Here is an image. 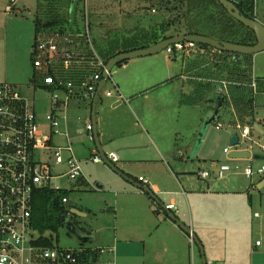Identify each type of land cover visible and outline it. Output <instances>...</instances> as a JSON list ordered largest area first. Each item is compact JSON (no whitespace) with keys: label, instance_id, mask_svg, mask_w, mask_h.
Returning <instances> with one entry per match:
<instances>
[{"label":"rangeland","instance_id":"obj_1","mask_svg":"<svg viewBox=\"0 0 264 264\" xmlns=\"http://www.w3.org/2000/svg\"><path fill=\"white\" fill-rule=\"evenodd\" d=\"M22 1L17 0V7H23ZM25 1H29L32 4V9L29 12L21 9L20 15L9 13L2 5V8L0 7L2 9V11L0 10V79H2L0 82L7 81L8 84L19 86V90L34 102L35 110L40 116L50 111V98L44 93L35 91L31 85L33 78L36 76L33 68V52L36 45L34 20L36 15H41L45 12H55V9L59 8L62 18L67 19L69 1H73L75 15L71 16L73 18L69 21V29L82 33L85 30L87 21L90 24L91 36L96 45L95 48L99 55L103 57L107 51L114 47L124 48V43L126 42H130L129 45H131V41L134 38L137 41L139 39L143 41L147 36L145 31L149 27H152L154 18L156 19L158 16L160 18L162 14L156 12V10H151L152 5H161V1L159 0ZM2 2L1 0L0 3ZM15 2V0H7L6 4L9 7H13L12 4ZM171 7H174V3L171 4ZM210 10L214 13H222L219 9L216 10L215 6H212ZM183 11H186V9ZM3 13L6 15L1 16ZM235 27L240 29L237 25ZM176 56V59L173 61V57L164 51L152 57H146L147 59L158 58L157 66L159 68L164 67L166 69V63L174 64V79L170 83L169 89L175 88L174 101L176 103L181 98V92L178 93V91L184 90V92H187L188 89V84L180 79V75L185 73L184 64L185 61L188 62L189 60L191 65L197 69L195 74L193 72V75L196 77L193 75L189 77L193 76L191 78L196 84L207 88L204 90L208 92L209 96L210 84L214 81L212 77L215 76V79L218 78L217 80L224 79L223 82H226L227 87L237 86V88H241V91L252 90L254 98L253 107L255 108H253L252 113L251 111H246L245 115L239 117L238 109L236 110L234 101L231 100L232 105L230 109L227 111L225 109L221 112V120L208 128L205 137L206 142L204 140L205 144L203 142L202 148L199 151L201 155L200 160L196 159V157L193 161H190L195 164V167L193 169L192 166L191 172L186 173L185 177L198 182L200 178L196 173L200 170L216 173L222 163L239 165L241 168L252 166L254 170L262 167L264 160H238V162H229V157L224 153V148H230V137L237 136L240 138V145L236 146V149L250 150L253 155L264 156L261 151V147L264 146V136L259 135L256 131H252L251 136L244 139L241 138V131L237 128V125L251 126L252 124H259L264 131V121L260 122L264 117V85L258 86L255 92L251 87L253 80L264 78V52L252 57L253 66L252 75H249L250 79L248 78V72L245 70L246 66L244 67L241 62H238L239 73L234 70L235 65H231L233 60H235L233 57L232 59L231 57L228 58V61H218L214 55L194 56L192 59L184 58L186 55L182 53H178ZM141 59H134L132 62ZM208 70L213 72L209 73ZM123 74L124 71L119 66H116L111 72L113 79L116 81ZM110 88L108 85L106 90ZM153 91L150 92L152 100H157L155 103H161L163 97H157L161 91L152 93ZM202 99L198 100V106L195 107L188 105H184V107L176 105L175 107L174 119L177 125V132L171 137L169 143L172 145V156L179 162L186 161L190 157H185L184 155L186 152H190L189 148L191 146L196 145L202 131V115L209 105H211ZM79 102H81L79 108L81 116L83 118L92 116L93 112L89 106L91 100L77 101L75 99L69 103V107L61 115L66 116V118L69 117L71 109L79 106ZM79 114L76 115L74 128L71 127L70 130H67L68 132L64 129V121L62 120L60 133L63 135L55 136L53 141L54 146L62 147H67L69 142L71 143L74 156L80 161L83 175L73 181L69 180L68 177H62L54 180L53 184L68 192L70 200L68 205H66L68 209L70 207L80 208L82 206L89 208V218H77L75 221L79 232H92L94 235H98V237L110 238L113 236L114 227L117 224L114 212L115 200L121 197L120 195L123 192V187L121 186H124L122 185L124 183H121L118 177H116L117 175L103 162L99 164L92 163L89 148L93 145V142L89 140L87 132L84 133L87 122L85 119H78ZM217 124H221V130L216 129ZM65 133L68 134L67 137ZM63 156L66 159L67 154L65 153ZM166 157L167 159H171L169 158L171 154L166 155ZM37 158L52 167L53 175L65 174L68 171L66 164L60 166L55 164V157L51 152H39ZM153 166H158V163H155ZM200 166L202 169H199ZM137 171L132 173L135 178L143 175L142 168L137 169ZM179 177L182 180L181 178L183 177L181 175ZM260 180L261 178L257 175L251 180L245 178L241 170H233L227 174L224 180L216 179L213 175L208 179V181L226 185L227 189H234L232 191L234 194H225L221 198L216 199L217 203H220L219 205H228L229 209H232L230 215L226 213L228 208L222 207L225 213L214 212L212 219L220 227L214 230L206 226V228L199 231L202 244L199 243L204 250L205 258L208 262H211L216 256L218 258H227V264H264V186H260ZM153 207L154 210L157 209V205ZM103 227H109L107 229L108 235H105V237L100 233V229ZM221 227L223 229H220ZM32 236L35 239L43 238L49 240L54 248L62 250H78L80 248L75 238L69 235L62 226L57 225L55 228L46 229L43 233L33 229ZM191 240L190 236L186 249L187 263L203 264L200 248L194 240L192 242ZM100 242L101 240L97 239L92 246L101 247ZM257 242H260L258 247H256ZM114 248L116 252L118 246ZM134 248H138L136 254L133 255L135 257L134 264H145L148 255L142 252L143 248L139 243ZM106 257L107 255L99 262L104 264ZM219 264H224V262Z\"/></svg>","mask_w":264,"mask_h":264},{"label":"crops","instance_id":"obj_2","mask_svg":"<svg viewBox=\"0 0 264 264\" xmlns=\"http://www.w3.org/2000/svg\"><path fill=\"white\" fill-rule=\"evenodd\" d=\"M2 1L0 7L4 6L5 10H7L9 7L6 4L7 0ZM15 1L12 4L14 7L12 14L14 13V15H20L21 9L26 12L32 9V4L29 1L21 0L23 2L22 8L17 7V0ZM234 1L238 2L240 0ZM252 1L254 9L251 15L254 20L264 26V0ZM1 8L0 10L2 11ZM5 15V13L1 14V16ZM120 50H123V47H114L107 51L106 56L101 59L103 60L110 56L112 52L117 53ZM214 53V51L199 49L194 54L186 55L184 58L192 59L194 56L202 57L204 55H213ZM177 54L170 55L173 57V61L176 59ZM157 60L158 58L155 57L142 58L141 60L133 62L131 60L123 64L121 66L124 71L123 76L119 77L118 81L112 77L113 84H105L103 80L99 85L95 98L90 99L91 103L89 106L93 112L92 116L89 118L81 116V111H79L81 102H79V106L71 109L70 116L63 119L64 129L66 131L70 130L71 127L74 128L76 115L80 113L78 119H85L87 122L84 133L87 132L86 126L88 124H91L94 128V141L89 148L91 157L95 155L94 152H97L100 156L99 150L104 152L106 156L110 153H116L119 156V161L114 165L130 180L124 179L110 169L117 175L116 177H118L119 181L124 183L122 184L124 186H121L123 187L121 197L115 200L114 205L117 223L114 227V234L110 238H101V236L98 237L92 232L87 233L94 237V243L97 239L101 240V247L80 245L79 248H89L95 251L104 250L105 254L101 253L96 264H102L100 262L105 255H107L105 263L134 264L135 257L133 255L138 250V248L134 247L138 243L143 248L142 252L148 255L145 264H188L186 249L190 236L187 237V234L177 226L172 217L175 216L186 228H189L194 237L202 244L199 231L206 228V226L214 230L220 227L212 221L213 213L224 214L225 210H222V207L228 208L227 214L230 215V211L232 212L228 205H219L220 203H217L216 199L221 198L225 194H234L232 192L234 189H227L226 185L201 179L200 173L207 170H200L201 172L196 173L200 178L198 182L185 177L186 173L191 172L192 166L193 169L195 167V164L190 161H193L196 157V159L200 160L201 155L199 152L196 157H188L183 162L175 160L172 156L173 150L169 141L177 132V125L174 119L176 105L180 107H184V105L198 106L197 95L206 93L204 86H199L191 78L193 76L196 77L193 72L195 74L197 69L191 65L189 60L188 62L185 61V73L180 75V79L188 84V89L187 92H184V90L178 91V93L181 92V98L176 103L174 101L175 88L169 89V85L174 79V64L166 63V69L164 67L159 68ZM190 75L193 76L189 77ZM260 79L264 81V78ZM2 83L8 84L7 81L0 82V84ZM108 85L111 88L106 90ZM114 85L118 93L114 90ZM14 86L19 87L17 85ZM151 91H153L152 93L161 91L157 96L163 97L161 103H155L157 100H152ZM108 92H112L111 97L107 96ZM215 97L213 93H210L208 103L211 105L202 115V124L207 113L215 108ZM75 100L87 101V99L82 98ZM204 102L207 103L205 98ZM262 121L264 119L260 120V122ZM258 126L262 129L259 124ZM95 134L98 137V145L95 142ZM65 135L68 136L67 133ZM233 137H230V141ZM68 141L70 140L68 139ZM194 147L195 145L191 146L189 148L190 152H186L184 156H191ZM225 149L227 147L224 148V151ZM233 150L238 149H231L230 154ZM168 154H171V157H169L171 159H167L166 155ZM155 163H158V166H153ZM139 168L143 169V175H139L138 178L133 177L132 173L138 172L137 169ZM199 169H202L201 166ZM179 175L183 177L181 178L182 180L179 179ZM140 178L146 180L148 185L140 182ZM261 182L262 178L259 183L261 184ZM136 184L148 187L156 197L157 202L137 188ZM156 205L157 209L154 210L153 206ZM171 205L174 206V210L166 208ZM69 209L71 213L73 210L80 212L78 216L73 215L76 218H89L90 211L86 206L80 208L70 207ZM222 227L220 229L224 228ZM108 228L103 227L100 229V233L104 237L108 235ZM115 246L116 248L118 246L116 252ZM220 260L224 264L228 263L227 258H218L216 256L209 262L210 264L223 263ZM209 262L206 259V263L209 264Z\"/></svg>","mask_w":264,"mask_h":264},{"label":"built area","instance_id":"obj_3","mask_svg":"<svg viewBox=\"0 0 264 264\" xmlns=\"http://www.w3.org/2000/svg\"><path fill=\"white\" fill-rule=\"evenodd\" d=\"M13 10L14 7L7 8L9 13ZM89 25L86 21L83 34L40 36L36 42L33 52L36 76L31 85L35 91L49 96V112L40 116L35 110L34 102L18 87L7 83L0 84V264H94L91 260L81 258L84 249L62 250L48 247L40 243L41 238L35 239L32 236L34 195L44 189L56 193L63 192L60 187L54 186V180L68 177L73 181L83 175L80 161L75 158L71 143L69 142L67 147L54 146L53 140L55 136L63 135L60 133V127L66 116L61 114L67 110L69 103L78 98L94 99L107 71V64L95 49ZM197 50L199 48L196 43L180 42L170 45L165 51L169 55H191ZM78 66H84L87 72L93 73L86 74L78 83L64 77ZM107 83L113 84L111 73L105 81V84ZM114 87L118 93L115 85ZM251 87L255 92L256 80H253ZM226 89V82H222L217 93L221 94ZM107 96L111 97L112 92H108ZM216 128L221 129V124H217ZM237 128L241 130V138L246 139L251 136L254 125H237ZM86 130L89 140L93 142V126L88 124ZM230 151L231 148H227L224 152L229 155ZM261 151L264 154V146ZM39 152H51L55 157V164H66L68 171L65 174L53 175L52 167L37 158ZM65 153L66 159L63 156ZM94 154L91 161L94 164L102 163L98 153ZM107 157L113 164L119 161L116 153H110ZM228 161L238 162L230 158ZM233 170H241L242 175L250 180L256 175L264 178V165L254 170L252 166L241 168L229 163L220 164L216 173L201 172L200 178L208 180L213 175L216 179L224 180ZM139 181L148 185L143 178ZM68 203L69 199H62L64 206ZM166 208L175 209L173 205ZM67 216L72 217L70 209ZM259 245L260 242H257L256 247ZM101 253L105 254V251L102 250Z\"/></svg>","mask_w":264,"mask_h":264},{"label":"trees","instance_id":"obj_4","mask_svg":"<svg viewBox=\"0 0 264 264\" xmlns=\"http://www.w3.org/2000/svg\"><path fill=\"white\" fill-rule=\"evenodd\" d=\"M159 1H161L160 2L161 5H157V6L152 5L151 10H156V12L162 14L160 15V18L159 16L156 19L154 18L152 27H149L147 31H145L147 34L146 38L143 41H141L140 39L139 41H137L134 38V40L131 41V45H129L130 42L124 43L125 47L123 48V50H120L117 53L112 52L110 56L103 59L106 64L111 58L121 53H128L135 50L146 49L162 41H166L180 35L204 36V37L213 38L218 41L228 42L237 45H244V46H253L256 44V37L254 32L246 28L243 24L235 20L233 17H231L230 14L224 9V7L217 0H159ZM229 1H233L236 4V6L238 7V9L240 10L243 16H245L248 19L254 20L251 15L253 14V9H254V3L252 0H240L238 2H235L234 0H229ZM172 3H174V7H171ZM212 6H215L216 10L219 9L220 11H222V13L218 14V12L214 13L213 11H211L210 8ZM184 9H186V11H183ZM55 10H56L55 12H45L44 14L36 15V18L34 20L35 31H36V42L40 36H50L54 34L79 35L84 33L85 30H83V32L81 33L79 31L70 30L68 27V24L70 23L69 22L70 19L73 18L71 16L75 15L73 1H69L67 19L62 18L59 8ZM159 20L161 21L159 22ZM235 25H237L240 29H237ZM198 48L200 50H208L210 52L213 51L211 48L206 46L198 45ZM213 55L214 57H216L218 61L220 60L228 61V58L231 57L232 59L233 57L235 60H233V63L231 65H235L234 70H236V72L240 71V69H238V62H241L242 65H244V67L246 66L245 70L246 72H248V78L250 74L252 75L253 56H244L239 54H229V53H219V52H215ZM104 56H106V54ZM126 63L127 62L123 64ZM123 64H120L118 66L121 67ZM92 71L95 70L92 69ZM208 71L209 73L213 72L210 70ZM242 71L244 72V70ZM91 73L93 72H87L84 66H78L71 73L64 75V77L78 83L82 81L83 77L86 74H91ZM215 78H216L215 76L212 77L214 81L210 84L211 88H209L210 93H213L214 97L219 95L216 92L218 90V87L221 86V83L224 81V79L217 80L218 78L217 79ZM258 84L259 87L263 86L264 81L260 79L258 80L257 86ZM203 88L205 90L207 89L205 87ZM248 90L241 91V88H237V86H233V87L228 86L226 92L221 93L224 96V103H225V107L223 110L225 109L226 111L229 110L230 106L232 105L231 100H233L236 110L238 109L237 112L239 113V117L245 115L244 113L246 111H251L252 113L254 108L253 91L250 89ZM197 97L198 100L204 97L205 100L208 102L209 94L206 91V93H202L200 95L198 94ZM204 98L202 100H204ZM63 198L69 199L68 192H66V190L60 193H56L48 189H44L38 191L34 195L33 211H32L33 229L37 230L40 233H43L46 229L55 228V226L57 225L61 226V216L67 215L69 210L67 206H64L62 204ZM40 243L44 246H48V247L52 246L49 240H45L43 238L40 239ZM81 249L85 250L83 253H81V258H83L84 260H91L94 264H96V262L99 259V256L101 255L102 250L95 251L89 248H81Z\"/></svg>","mask_w":264,"mask_h":264},{"label":"water","instance_id":"obj_5","mask_svg":"<svg viewBox=\"0 0 264 264\" xmlns=\"http://www.w3.org/2000/svg\"><path fill=\"white\" fill-rule=\"evenodd\" d=\"M217 1L224 7V9L230 14L231 17H233L235 20L243 24L246 28L254 32L255 37H256L255 45L244 46V45H237V44H232L228 42H222V41H218L213 38L204 37V36L180 35L172 39L162 41L149 48L135 50V51L128 52V53H121L111 58L107 63V67H106L107 71L104 74V83L108 79V74H110L116 66L123 64L125 62H128V61L134 60V59L146 58V57L160 54L164 52L166 48L169 47L170 45H174L180 42H193L201 46L209 47L215 52L239 54V55H244V56H255L257 54L264 52V26L256 20L248 19L245 16H243L233 1H229V0H217ZM214 104H215V108L209 111L204 119L202 131L199 135V138L197 139L196 145L190 156L191 158L196 157L198 152L200 151L203 145V142L205 140L206 132L208 128L211 125L221 120V112L223 111L225 107L224 96L222 94L217 95L214 99ZM253 129L259 135L264 136V131L258 125H254ZM95 142L98 145V137L96 134H95ZM238 143H239V138L237 136H234L229 143V147L233 149L236 145H238ZM98 152L100 154V157L103 163L106 166H108L113 172H115L119 176L130 181L129 178H127L122 172H120V170H118V168L113 163L110 162V160L107 158L104 152H102L101 150H99ZM229 158L232 160H264V156L252 155L250 152H247L244 150L242 151L233 150L231 154L229 155ZM135 186L139 188L140 190H142V192L150 196L153 200L156 201V197L154 196V194L148 187H143L138 184H136ZM260 186H264V179L262 180ZM71 214L78 216V214L80 215V212L78 210H73ZM172 218L177 224V226L187 235L191 236L194 242L199 246L200 251H201V256L203 258V263L207 264L204 250L202 246L200 245L199 241L192 234V231L189 228H186L177 218H175V216H173ZM61 226L66 230V232L69 235L75 238V240L77 241L79 245L90 246L94 244V241H95L94 237L91 235H88L87 233L79 232L77 225L72 221V219L69 216L67 215L61 216Z\"/></svg>","mask_w":264,"mask_h":264},{"label":"flooded vegetation","instance_id":"obj_6","mask_svg":"<svg viewBox=\"0 0 264 264\" xmlns=\"http://www.w3.org/2000/svg\"><path fill=\"white\" fill-rule=\"evenodd\" d=\"M71 219H72V221L76 224V222H75L76 219H77L76 216H73V215H72ZM76 225H77V224H76Z\"/></svg>","mask_w":264,"mask_h":264}]
</instances>
